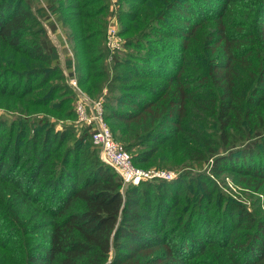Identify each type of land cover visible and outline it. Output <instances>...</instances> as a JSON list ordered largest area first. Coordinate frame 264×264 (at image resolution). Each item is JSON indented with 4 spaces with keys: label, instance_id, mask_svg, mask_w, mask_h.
I'll use <instances>...</instances> for the list:
<instances>
[{
    "label": "trees",
    "instance_id": "16d2710c",
    "mask_svg": "<svg viewBox=\"0 0 264 264\" xmlns=\"http://www.w3.org/2000/svg\"><path fill=\"white\" fill-rule=\"evenodd\" d=\"M31 2L0 0V264H264V0H126L113 55L108 0ZM66 76L136 168L177 177L125 186L89 126L56 129Z\"/></svg>",
    "mask_w": 264,
    "mask_h": 264
},
{
    "label": "built area",
    "instance_id": "2783aa9c",
    "mask_svg": "<svg viewBox=\"0 0 264 264\" xmlns=\"http://www.w3.org/2000/svg\"><path fill=\"white\" fill-rule=\"evenodd\" d=\"M41 5L45 0H38ZM110 16L107 21L105 46L108 51L114 53L122 48V40L119 34V15L117 12V1L109 0ZM70 85L77 95L75 104L76 122L91 128V142L99 148L100 159L107 166L112 168L121 178L125 186L139 185L142 181H172L176 178L170 172L160 170H142L136 168L132 163L131 155L111 135L109 126L104 119L103 103L101 100H92L83 93L75 79L70 80Z\"/></svg>",
    "mask_w": 264,
    "mask_h": 264
},
{
    "label": "rangeland",
    "instance_id": "374dc122",
    "mask_svg": "<svg viewBox=\"0 0 264 264\" xmlns=\"http://www.w3.org/2000/svg\"><path fill=\"white\" fill-rule=\"evenodd\" d=\"M117 1V3H118V5H117V11H118V15H119V12H120V10H125L126 9V5H127V2H126V0H124V1H122V0H116ZM108 2H109V6H110V8L111 7H113L112 6V1H111V4H110V1L108 0ZM33 5H37V4H39L38 3V0H32V2H31ZM119 19V18H118ZM54 23V25H56L55 26V29H56V31L53 33V32H51V30L50 31H48V34H49V37L52 39V41H53V43H54V45L57 47V50H58V53H59V43H60V41H59V38H60V34H59V15H58V17H52V18H50V19H48V20H43V24H48V26L47 27H49V23ZM121 26H120V21H119V28H120ZM49 29V28H48ZM61 34H62V36H64V32H63V29H61ZM106 34V33H105ZM120 39L122 40V42H123V38L120 36ZM66 40V39H65ZM61 45H64L63 43L61 44ZM123 49V48H122ZM71 50V47H70V45H67L66 44V47H63L62 48V54H67L69 51ZM107 50V49H106ZM70 53L71 54H73L72 53V50L70 51ZM117 52H114V53H112V52H110V51H108L107 50V54L108 55H113V54H116ZM107 63V62H106ZM110 63H107L106 65H107V67H108V71H109V76H111L112 75V71H111V69H110V65H109ZM58 74H59V72H58ZM71 79H75L76 80V82H77V77L76 76H72V78L71 77H67L66 76V80H67V84H68V86L72 89V87H71V85H70V80ZM105 80V79H104ZM104 80H103V82H104ZM106 81V80H105ZM107 81H109V78L107 77ZM60 83H62V82H60ZM53 84H57V85H59V81H56V82H54ZM66 84V85H67ZM81 90V89H80ZM104 92L106 93V90L104 89ZM104 93V94H105ZM76 96V95H75ZM89 97V96H88ZM3 111L2 110H0V117H2V118H5L4 116H3ZM58 115V114H57ZM15 117H22V116H20V115H18V116H15ZM44 116H37V119L39 118V119H41V118H43ZM47 117V116H46ZM48 120H49V122L50 123H53L54 125H55V127H56V129H62L63 127H65V126H75L76 127V130L78 131V133H80V131H81V128L80 127H82L80 124H78L77 122H76V118L75 117H73L72 119H68V120H59V119H57V118H55V117H52V116H48V118H47ZM99 149V148H98ZM100 153H101V151H100V149H99V156H100ZM134 152H129V154L131 155V157H132V154H133ZM140 169V168H139ZM143 170V169H142ZM148 170H155V169H148ZM160 171H164V172H170L171 174H174L176 177H177V174H176V171L175 170H168V169H160ZM219 182H222L221 184H220V186L219 187H221L222 188V191L227 195V196H229V197H231L232 199H234L235 201H237V202H239V203H241L242 205H246V206H249L251 203H254V202H256V201H262V197L261 196H258L257 194H253L250 190H245V189H242V188H240L239 186H237V185H235L234 184V182L229 178V177H218V178H216ZM154 181V180H153ZM236 187H235V186ZM260 197V198H259ZM261 203V202H260ZM250 209H251V206L249 207Z\"/></svg>",
    "mask_w": 264,
    "mask_h": 264
},
{
    "label": "crops",
    "instance_id": "0c3cea01",
    "mask_svg": "<svg viewBox=\"0 0 264 264\" xmlns=\"http://www.w3.org/2000/svg\"><path fill=\"white\" fill-rule=\"evenodd\" d=\"M59 36H60V38H59V41H60V43H59V61H60V64H61V68H62V71H63V73L64 74H66L67 73V70H66V68H65V58H67V57H71L72 59H73V56H72V54L70 53V51L67 53V54H62V48L63 47H66V41H65V37L64 36H62V34H61V30L59 29ZM64 44V45H61V44ZM73 68L74 67H71V69L69 70V71H71V73H73L74 72V70H73ZM73 89V88H72ZM74 91V90H73Z\"/></svg>",
    "mask_w": 264,
    "mask_h": 264
}]
</instances>
